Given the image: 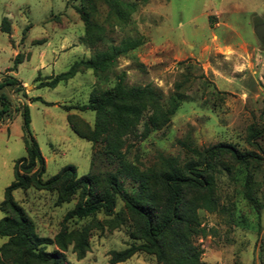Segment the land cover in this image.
Instances as JSON below:
<instances>
[{"label": "rangeland", "instance_id": "obj_1", "mask_svg": "<svg viewBox=\"0 0 264 264\" xmlns=\"http://www.w3.org/2000/svg\"><path fill=\"white\" fill-rule=\"evenodd\" d=\"M120 1L137 5L127 25L110 17L102 2L97 3L95 12L88 8L93 20L105 29V42L95 48L140 37L144 44L121 58L106 75L88 72L50 89L39 88L36 79L40 73L44 78L59 75L73 63L91 57L92 50L80 42L84 25L75 9L87 6L70 0H0V85L5 75H10L25 87L21 92L12 87L0 89V97L4 95L13 110L18 109L12 117L0 119V204L5 189L14 181L16 161L28 155L25 105L29 107L30 131L46 161L43 181L69 165L76 167L79 178L89 173L105 177L115 172L116 166L105 157L103 146L94 147L77 136L67 119L75 114L93 126L96 114L67 112L63 107L88 104L95 85L109 89L119 77L129 86L154 85L165 101L175 92L176 84H181L184 101L170 125L145 139L142 130L128 138L125 158L143 170L161 156L184 164L197 158L192 148L202 150L222 143L259 155L263 160L249 166L259 214L245 196L246 169L236 166L231 174L220 172L219 211H200L205 235L195 241L202 251V264H264V154L251 140L252 133L262 132L256 143L264 151V42L256 33V28L264 25V0ZM5 18L12 27L11 35L1 30ZM18 54L23 63L9 74ZM127 186L132 190L131 184ZM14 198L34 222L37 235L54 241L47 251H60L58 236L70 234L64 238L68 246L64 253L72 264H109L111 251L124 250L134 242L130 237L132 219L121 213L120 202L116 212L122 217L99 213L94 218L66 221L78 196L61 206L56 204L57 192L34 188L17 190ZM4 217L0 211V221ZM84 230L89 251L79 260L71 241ZM5 242L0 238V247ZM122 264L158 262L154 256L140 253Z\"/></svg>", "mask_w": 264, "mask_h": 264}, {"label": "trees", "instance_id": "obj_2", "mask_svg": "<svg viewBox=\"0 0 264 264\" xmlns=\"http://www.w3.org/2000/svg\"><path fill=\"white\" fill-rule=\"evenodd\" d=\"M70 1H81L84 7L87 6L75 9L84 25L80 42L92 50L91 57L73 63L68 71L59 75L47 78L39 75L36 79L39 88L56 89L60 84H67L88 72L97 77L106 75L118 66L121 58L144 44L140 37L123 40L119 45L109 43L101 50L95 48L105 40V29L93 20L88 8L95 12L97 3L102 2L110 17L121 25H127L137 10L136 3L125 5L120 0ZM1 30L11 35L8 18L3 20ZM21 56L15 57L9 72L18 70L23 63ZM5 87L16 88L20 92L25 90L23 84L12 76H6L0 85V89ZM182 88L181 84H176L175 92L165 101L163 93L154 85L129 86L123 77H119L109 89L95 85L88 104L63 107L67 112L78 110L96 114L93 126L75 114H69L67 119L77 136L94 147L103 146L105 157L116 166L115 172L105 177L89 173L79 178L76 167L69 165L58 175L43 181L46 161L30 131L29 107L25 105L23 117L28 136L24 139L28 155L16 161L14 181L5 189L4 200L0 204V211L5 214L0 221V238L6 239L0 247V264H72L64 253L68 249L64 238H70V234L64 233V238L63 234L58 236L60 251H47L46 248L54 245V241L37 235L34 222L14 198L17 190L34 188L57 192V206L70 203L78 196V204L66 215V221L94 218L99 213L107 217H122L121 213L126 212L132 219L130 237L134 242L124 250L111 251L109 264L125 263L140 253L154 256L158 264H202V251L195 241V237L205 235L200 211H219L218 175L223 171L231 174L236 166H243L247 171L245 196L259 214L258 202L251 191L254 177L249 166L263 159L254 152H242L234 145L222 143L202 150L192 148L197 158L184 164L177 158L161 156L157 163L145 170L126 160L124 149L128 138L137 136L142 130L140 134L145 139L170 125L184 101ZM14 110L7 97L2 95L0 119L12 117ZM262 136V132H254L251 140L264 154L256 143ZM128 184L132 185V190L128 189ZM119 202L123 205L121 213L116 212ZM71 242L75 243L77 258L84 259L89 251L87 231H81Z\"/></svg>", "mask_w": 264, "mask_h": 264}, {"label": "water", "instance_id": "obj_3", "mask_svg": "<svg viewBox=\"0 0 264 264\" xmlns=\"http://www.w3.org/2000/svg\"><path fill=\"white\" fill-rule=\"evenodd\" d=\"M256 33L259 39L264 42V25H260L259 27H257Z\"/></svg>", "mask_w": 264, "mask_h": 264}, {"label": "crops", "instance_id": "obj_4", "mask_svg": "<svg viewBox=\"0 0 264 264\" xmlns=\"http://www.w3.org/2000/svg\"><path fill=\"white\" fill-rule=\"evenodd\" d=\"M83 27H84V26H83ZM43 40H44V44H45V43L47 42V40H46V39H43ZM16 56H17V55H16ZM16 56H15V57H16ZM41 56H42V58H44V56H45L44 53H42ZM13 61H14V60H13ZM9 69H10V68H9ZM14 72H17V71H14ZM10 73H13V72H9V74H10ZM40 74H41V73H40ZM40 74H39V75H40ZM5 76H10V75H5ZM17 80H18V79H17ZM21 83H22V82H21ZM22 84H23V83H22ZM23 86H24V85H23Z\"/></svg>", "mask_w": 264, "mask_h": 264}]
</instances>
